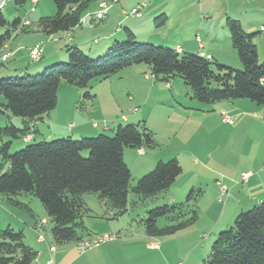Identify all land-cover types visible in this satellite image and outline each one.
Masks as SVG:
<instances>
[{"label": "trees", "instance_id": "obj_1", "mask_svg": "<svg viewBox=\"0 0 264 264\" xmlns=\"http://www.w3.org/2000/svg\"><path fill=\"white\" fill-rule=\"evenodd\" d=\"M26 1L15 0L14 3L21 7ZM51 1L55 14L37 21V28L45 36L75 29L84 13L102 0ZM167 20V15L161 14L154 18V25L162 27ZM6 24L0 11V27ZM19 25L17 18L11 23L13 29ZM226 27L240 69L222 65L213 57L137 43L134 33L124 28V40L112 41L105 54L95 59L75 46H67L66 63L45 67L32 76L24 73L0 79V95L5 101L0 103V114L5 110L21 119L20 128L13 125L0 128V157L8 166L7 171L0 174V197L9 206L24 209L31 216L28 205L18 197L30 195L38 199L47 223L52 224L50 232L54 243L65 244L83 240L79 231L88 232L81 221L87 211L84 195H96L107 211L118 217L127 211L130 191L141 200L165 193L182 172L176 159L158 162L130 187L132 176L124 162V148L151 150L158 146L144 122L118 125L112 136L100 134L79 140L65 137L40 141L12 154L9 153L11 142L3 143L2 138L40 136L35 123L56 107L61 82L86 90L92 81L106 80L142 64L156 80L167 82L180 78L190 89L191 97L200 104L248 100L264 108V63L258 62L254 43L259 32H245L238 21L230 19ZM26 30L23 28V32ZM10 37L9 30L0 35V50ZM93 97L85 91L82 104ZM195 206L196 195L190 190L183 203L163 204L147 210V217L142 221L145 234L152 238L174 235L197 220ZM161 218L167 219L169 225L158 228L157 221ZM37 255L24 243L22 231L10 226L0 230V264H31ZM200 264H264V202L238 213L233 226L217 235L209 255Z\"/></svg>", "mask_w": 264, "mask_h": 264}, {"label": "rangeland", "instance_id": "obj_2", "mask_svg": "<svg viewBox=\"0 0 264 264\" xmlns=\"http://www.w3.org/2000/svg\"><path fill=\"white\" fill-rule=\"evenodd\" d=\"M102 1L112 7L105 18L93 27L82 26L76 27L74 31L71 30L72 32L58 33L52 36L43 35L44 41L33 46H39L41 49V54L38 56L31 58L30 51L33 49L31 47L28 49L29 58L26 57L19 61L17 55H13V52H10L9 49L5 53H2L1 49L0 79L21 76L24 73L32 76L41 73L45 67L66 63L68 57L66 53L67 46L72 47L77 45L87 57L95 59L105 54L110 46V41L112 42L116 39L119 41L124 40V28H130L139 34L137 36V43H147L172 49L179 46L183 49L184 53L188 54L205 55V53L211 51L215 57H217V52H220V56L223 57L220 63L225 66L234 67L233 65L239 62V60L233 49H231L230 54L228 51V48L232 47L226 27L227 19L238 21L245 32H258L260 22L249 28L246 27V24L249 20L256 21L257 19L259 21V18L264 15V0H141L138 5L141 6L144 3V6L138 10V16L137 14L132 15V10L136 9L138 5L131 10L125 7V3L129 0ZM32 7H34L33 12H31ZM6 9L13 10L15 15L21 20L25 18L29 19L33 25L30 22H28L29 24H25L27 22L25 21L21 26V28H27L29 31L36 30L34 22L38 21L40 17L54 15L56 11L51 0H38V4L35 6L31 4L30 0L26 1L21 7L15 5L14 2L9 3L2 10L7 24L0 27V35H3L7 30L11 33H15L16 31L11 26L14 18L4 14ZM97 10L98 6L87 10L81 18L88 14H93ZM122 10H125L123 15L121 14ZM142 10L145 16H149V20L143 21L137 19L141 17ZM161 14L167 15L168 20L164 26L156 28L154 18ZM17 30L19 38L26 35V32L21 31L22 29ZM115 30H119V33L116 34ZM15 36L14 34V38ZM107 36L109 42L106 47ZM31 38L34 37L31 36ZM19 40L16 39L14 42L12 39L11 41L8 40L7 43L12 44L14 47L18 45ZM71 40L72 42H70ZM27 43L29 44L28 40L24 41L21 46H25ZM22 52L25 51L23 50ZM3 55H8L5 61L1 59ZM121 72L103 81H92L86 90L78 89L61 82L57 91L56 107L51 111L52 113L55 111L53 116H56L58 113L60 114L62 110L61 119L66 120L68 118L66 121L69 120L70 122L72 118L67 111L73 103L74 109L78 114L74 118L75 121L77 122V120L82 119L88 131L94 133L88 134L85 137H96L100 134L112 136L113 130L119 123L123 126L137 123H124L122 122V118L138 115L137 111L140 109L139 106L142 101L145 102L150 115L154 116L168 114L169 107L178 108L180 101L184 103L182 107L190 105L191 91L188 87H183V82L180 78L175 77L167 82L176 80L180 82L181 89L176 86L172 90L165 89L161 93L159 90L163 88L165 83L156 80L151 75L147 66L143 64L137 65L124 69ZM150 87H153L152 90ZM184 88L186 91H184ZM85 91H89L94 97L83 105V93ZM170 93H172L175 99H178L177 103L167 98L170 97ZM4 102L3 97L0 95V103ZM168 102L171 103L169 104ZM192 103L198 105L197 101L193 99ZM11 118L15 117L4 110L0 114V128L6 125H17L12 124ZM228 119L229 117L226 116V121ZM92 125L98 128L93 129L91 128ZM53 130L56 129L52 128L50 133ZM37 138L36 140L27 142L22 137L18 139L3 137L2 141L3 143L11 142L9 153L12 154L22 150L29 144L40 141H55L62 137L41 138L37 136ZM73 139L79 140L80 137ZM159 147L163 150L165 149L163 145H158L154 149H158ZM129 150L131 149L124 148V152ZM128 161V156L126 155L125 162L130 163ZM7 168V164L3 163L0 157V174L6 172ZM221 171L220 168L217 169L218 173ZM131 173L130 187L132 188L136 182L135 169L134 173L133 170ZM191 190L196 195L195 207L198 218L194 223L174 235L152 238L148 237L144 232L142 221L147 217L146 211L159 206L158 203L156 204V198H162L161 196L163 195L160 194L158 195L159 197H154L153 199L147 198L141 200L131 191L128 195L127 211L124 215L118 217H113V213L107 211L104 203H101L96 195H84L83 200L87 211L83 213L81 221L88 232L79 231L78 234L84 240L90 241H95L104 234L116 236L114 241H106L91 249L95 252L98 250H100L99 252H106L104 254L105 257L102 255L97 256V264H200L209 255L210 247L217 235L221 231L233 226V220L229 221V226H225L228 223L226 222V218L230 214V200H235L238 192H230L229 190V194L226 195L221 192L222 197L219 198L218 204L216 201L218 197L212 201V198L202 197L203 194L200 188ZM18 200L28 205L32 216L24 209L3 203L5 201L0 197V230L10 226L15 231H22L24 243L35 251L39 250L44 253L42 255L43 264H46L53 254L49 255V253L43 251V247L47 248V245L54 247V251L65 250L63 252L64 259H61L58 264H76L73 263L74 257L79 256L76 251V242L65 244L54 243L50 232L52 224L50 222L47 223V219L41 221L42 218H46V215L39 200L30 195H22L18 197ZM263 202H259L256 206L261 205ZM252 208L253 206L245 208L243 211ZM31 223L39 224L37 232H34L29 227ZM166 225H169V222L165 218L157 221L158 228H163ZM218 228H221V230H215ZM203 234H205V237H203ZM39 235L43 236L44 241H38ZM111 242L114 244L118 243L106 248L112 244ZM152 243L158 245L155 250L148 249V245ZM48 264L52 263L49 262Z\"/></svg>", "mask_w": 264, "mask_h": 264}, {"label": "crops", "instance_id": "obj_3", "mask_svg": "<svg viewBox=\"0 0 264 264\" xmlns=\"http://www.w3.org/2000/svg\"><path fill=\"white\" fill-rule=\"evenodd\" d=\"M140 1L141 0H129L125 3V7L128 10H131L137 6ZM124 12L125 10H122L121 14L123 15ZM4 14L14 19H20L11 9H6ZM148 17L149 16L144 15L142 10L141 17L137 19L145 21L149 20ZM25 21L30 22L31 25H33L27 18L24 20L20 19V25L15 28V33H11L9 39V41L13 39L14 42L16 39H20L18 45L13 47L12 44L6 43L4 45L6 49H4V47L2 48V53H5L8 51L7 49H9L10 52H13V55H17L19 61L26 57L29 58L28 49L44 41V34L37 28V21L34 22L35 31H29L27 29L26 35L19 38L17 35V29H22L21 31H23L21 26ZM259 22L258 32L260 36H257L254 39V43L257 46L258 62L264 63V15L259 18V21L257 19L256 21L249 20L246 27L249 28ZM74 30L75 29H73V31ZM130 30L134 33L136 39H138L137 36H139V34L135 33L132 29ZM115 33H119V30H115ZM14 34L16 35L15 38ZM31 36L34 38H31ZM26 40H28L29 44L27 43V45L21 46ZM106 40L107 47L109 42L108 36L106 37ZM70 42H72V40ZM110 42L109 45L112 43ZM75 47L81 49L77 45H75ZM174 49L181 53L184 52L179 46ZM231 49L232 48H228L229 54L232 51ZM23 50L25 52H22ZM220 55V52H217V57L213 56L211 51L205 53L207 58H217L216 60L219 62L222 61L223 58ZM50 58H52V56H50ZM233 66L234 69L241 68L239 62H236ZM164 83L163 88L159 90L161 93L165 89L172 90V88L176 86L181 89L182 87L180 82H177L176 80ZM183 87L186 86L183 84ZM152 88L153 87H150L151 90ZM184 91H186L185 88ZM169 96L170 97L167 98L170 101L178 102V99H175L172 93H170ZM192 99L193 98L191 97L190 105L182 107V104L184 103L180 101L178 103V108L169 107L168 114H160L158 116L150 115L145 102L142 101L139 106L140 112L139 110L137 111L138 115H130L124 119L122 118V122L124 123L144 122L148 129L153 132L156 143L159 146L163 145L165 148L164 150L161 147L154 150L142 148L134 151L131 149L127 152H123L124 162L127 155L128 162H130L131 165L130 163H125L130 169V172L133 170L134 173L135 169L137 180L141 176L150 172L160 161L167 162L171 159H176L178 161L182 172L173 185L165 193L161 194L163 195L161 196L162 198H156V204L158 203L159 205L183 203L188 192L195 188H200L203 194L202 197L206 196L208 199L212 198V201L218 197L216 200L218 204L219 198L222 197V188L226 190V194H229V190L230 192L237 191V197L235 200H230L229 203L231 205L230 214L226 218V222L228 223L225 225L229 226L228 224H230L231 220L234 222V219L239 212L245 210V208L254 207L259 202L264 201V122L260 119V116L264 112V108L248 100L224 101L214 104H200L197 102L198 105H196L192 103ZM168 103L170 104L171 102ZM67 112L72 118L70 122L69 120L66 121L68 118L66 120L61 119L60 115L63 114L62 110L60 111V114L58 113L56 116H53L55 111L54 113L50 112L48 115L44 116L42 120L37 121L35 127L40 133V136H38L41 138H64L63 136L81 138L88 136V134H94L93 132L88 131L86 125L83 124L82 119L77 120V122L75 121L74 118L78 114L74 109L73 103L70 105V109ZM226 116L229 117L230 122L226 121ZM10 121L12 124H17L14 126L20 128V119L11 118ZM119 125L122 124L119 123ZM51 127L56 129L53 130L52 133H50L52 129ZM91 128L97 129L98 127L92 125ZM36 138L37 136L34 139H32V136H27L25 140L30 142L36 140ZM218 168L222 170L220 173L217 172ZM244 174H247L246 180H242ZM42 220H46V218H42L41 221ZM38 226L39 224L36 223L29 224V227H31L34 232L38 230ZM221 228L215 230H221ZM203 237H205V234H203ZM111 243L112 244L105 247H112L118 242L115 244L113 242ZM157 247L158 245L156 243L148 245L149 250H155ZM50 248L54 247L49 245H47V248L43 247V251L49 253V255L53 253L51 259L47 260L46 264L49 262L52 264H58L61 259H64L63 252L65 250L61 249L54 251L53 249V251H50ZM47 249L48 251H46ZM99 251L100 250L95 252L90 250L84 254H78L79 256L74 257L73 263L97 264V256L102 255L105 257L104 254L106 253ZM36 252L38 255L31 264H43L42 255L44 253L39 250Z\"/></svg>", "mask_w": 264, "mask_h": 264}, {"label": "built area", "instance_id": "obj_4", "mask_svg": "<svg viewBox=\"0 0 264 264\" xmlns=\"http://www.w3.org/2000/svg\"><path fill=\"white\" fill-rule=\"evenodd\" d=\"M15 0H0V11H2L3 9H5L9 3L14 2ZM31 4L33 6L38 4V0H30ZM98 10L96 12H94L93 14H88L87 16L83 17L80 19L78 27H93L96 24H98L103 18H105V16L108 14L111 6L108 5L106 2L104 1H100L98 2ZM144 3H142V5H138L136 9L132 10V15L137 14L138 16V10L140 9V7H143ZM34 11V7L31 8V12ZM25 24H29L28 22H25ZM39 54H41V49L39 48V46H35L33 47V49H31L30 51V56L35 57L38 56ZM8 58V55H3L2 56V61H5ZM261 119L264 121V112L263 115L261 116ZM227 122H230V120L228 119ZM247 179V174H244L242 176V180H246ZM223 194H226V190L223 189L222 190ZM116 236H108L106 234H104L103 236L99 237L97 240L95 241H90V240H81L76 242V250L78 252V254H84L87 251L91 250L94 247H97L99 244L104 243L106 241H111L114 240ZM38 241L42 242L44 241V238L42 235L38 236ZM50 251H53V248H50Z\"/></svg>", "mask_w": 264, "mask_h": 264}]
</instances>
